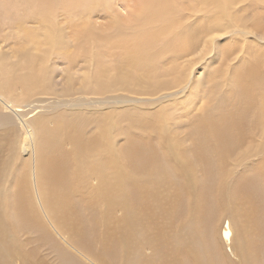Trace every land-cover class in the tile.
Masks as SVG:
<instances>
[{
	"label": "rangeland",
	"instance_id": "obj_1",
	"mask_svg": "<svg viewBox=\"0 0 264 264\" xmlns=\"http://www.w3.org/2000/svg\"><path fill=\"white\" fill-rule=\"evenodd\" d=\"M4 1L0 59L18 76L29 73L25 53L47 59L56 96L4 95L21 118L0 104V117L14 120L0 121V264H264V0H231L232 25H219L211 47L205 40L214 33L202 37L214 27L210 0H200L195 21L184 12L192 0H178L179 33L184 43L201 34L199 52L161 58L164 49L141 71L111 44L136 33L112 17H131L139 0H109L91 12L87 26L101 36L80 38V49L72 39L51 48L71 64L22 45ZM72 26L70 36L83 27ZM82 54L94 63H76ZM131 72L133 92L109 80ZM115 99L125 102L110 106ZM46 119H55L59 139H44ZM64 165L65 177L42 179L44 168ZM122 212L132 215L124 226L114 221Z\"/></svg>",
	"mask_w": 264,
	"mask_h": 264
},
{
	"label": "bare ground",
	"instance_id": "obj_2",
	"mask_svg": "<svg viewBox=\"0 0 264 264\" xmlns=\"http://www.w3.org/2000/svg\"><path fill=\"white\" fill-rule=\"evenodd\" d=\"M127 1L129 2V0ZM4 3V12L2 14L4 16L10 15L13 19L12 24L14 25V28L16 27L17 30H22L24 32V37L20 41L22 45H26V47H34L32 49H35V51L42 48L45 50L48 59H54L56 57L58 59L60 58V60L62 59L68 64H71V62L64 56L65 54L63 51L61 52V55H58L59 53H51V48L63 44L71 45L70 40L72 39L74 47L75 45H78L80 49L82 47L80 38L84 39L85 42H88V39L92 35L95 37L101 36L97 31L88 28V16L91 12L96 11V9L100 7H106L107 9L110 7L109 0H5ZM200 4V0H192L190 6L184 8V12L189 19L194 20V17L198 16V13L200 12ZM139 5L141 7L133 9L132 16H129L127 19L117 17L118 12L114 15L116 17H112V20H118L122 26L129 25L130 23L134 24L133 30L136 33L133 35L126 34L123 38H113L111 44L118 47H125L127 50L125 64H130L140 71L152 66L159 58L161 51L164 49H168V51L162 55L161 58L163 56L168 57L179 55L180 58H183L189 54L196 55V53L199 52L202 37L205 39V36L210 37L214 31L221 30L219 25L225 23L228 19L229 26H231L233 22L229 13V10L231 9V0H210L207 12L213 16L212 23L214 24V27H209L204 31L202 37L201 34L200 37H194L195 41L184 43L183 41L187 38V33H179V30L183 27L179 26L182 19L179 16L181 7L178 4V0H175L174 2H170L169 0H139ZM101 10L104 11L103 9ZM188 10H190V12H187ZM60 14H65L68 20L65 27H63V24L67 21L60 24L57 18ZM78 17L80 18L81 23L79 24V21H76V23L73 24L72 21H74V18L78 19ZM27 23H33L36 27L29 28L27 27ZM113 24L115 27L116 23L113 22ZM72 25L83 27L80 31L72 30V35L70 36L66 29L70 30L69 26ZM129 26L132 27L131 24ZM5 30L7 31L8 29ZM242 32L244 35H247V32H245L244 29ZM215 33L205 40L210 47L215 43ZM63 36H65V40L62 42ZM99 39L100 37L97 38L98 42ZM98 42L91 41V44L93 47L103 46V44ZM171 42L173 43L171 44ZM25 54L23 55V63L29 73L22 76L14 75L11 70H9L4 60L0 59V104H2L5 109H15L16 111L14 112L19 118H21L20 113L23 111L18 105V102L16 100H14L15 102H13V100L6 101L4 95H6L7 99V94L10 93H12V98L19 94H26V96H29L36 90H39V94L55 95V92L49 88V84L52 80L51 73L47 71L48 60L39 59V56L37 55V57H34ZM79 60L84 61L85 63H89V61L90 63H94L92 60H88L87 55L84 54L76 57V63ZM189 61L191 62V60ZM135 73L136 72L126 73L124 75H119L114 80H109L112 83L119 84V90L133 92V90L129 88V85L137 82V78L134 76ZM145 76L150 78L149 74H146ZM111 78L113 79V76ZM248 78L253 82H257V80H253L251 77ZM97 84L102 93L108 91V84H105L100 80L97 81ZM69 86L70 88H67L65 91V95L67 94V96L73 91L71 87L72 85ZM124 102L125 101H121L120 99H115L110 101L109 105H121ZM22 118H24V116H22ZM0 121L14 125V120L11 116L3 115L0 117ZM46 122L48 128L46 135H44V139L51 140L54 137L59 139L60 131L55 119H46ZM24 123H26V121H24ZM64 141L73 144L77 142V139L74 136L66 135ZM24 152H26V150H24ZM49 171V168H44L42 173V179L44 181L49 179L50 174L52 175V178L59 179L65 177L70 172L68 165H64L63 168L57 169L56 171ZM38 182H42V180L38 178ZM35 186L37 190L36 182ZM131 217L126 216L122 212L114 221L116 224L124 226L125 222L131 219ZM232 236L233 230L231 225L227 224L224 229V238L229 242L230 239H232ZM193 252L199 257L202 256L199 249H194Z\"/></svg>",
	"mask_w": 264,
	"mask_h": 264
}]
</instances>
